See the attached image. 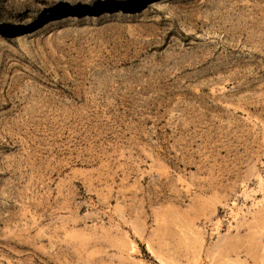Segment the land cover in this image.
Listing matches in <instances>:
<instances>
[{"label": "rangeland", "instance_id": "374dc122", "mask_svg": "<svg viewBox=\"0 0 264 264\" xmlns=\"http://www.w3.org/2000/svg\"><path fill=\"white\" fill-rule=\"evenodd\" d=\"M150 1L0 0V264H264V0Z\"/></svg>", "mask_w": 264, "mask_h": 264}, {"label": "bare ground", "instance_id": "6f19581e", "mask_svg": "<svg viewBox=\"0 0 264 264\" xmlns=\"http://www.w3.org/2000/svg\"><path fill=\"white\" fill-rule=\"evenodd\" d=\"M161 2V0H151L149 3H151L152 4V6H154V5H157V4H159ZM154 4V5H153ZM97 7L96 6H94V7H92V8H89V10H91V9H96ZM107 15H109L108 13H107ZM64 18V20H75V16H72V15H68V16H64L63 17ZM57 21H55V19H53V20H50V22H49V24L48 25H52V24H55ZM160 259V258H159ZM158 260V259H157ZM159 261V260H158ZM157 262V261H156ZM164 262V261H163ZM160 263V262H159Z\"/></svg>", "mask_w": 264, "mask_h": 264}]
</instances>
